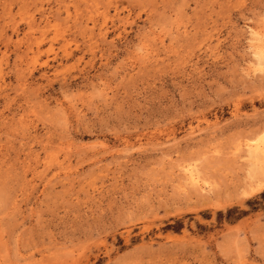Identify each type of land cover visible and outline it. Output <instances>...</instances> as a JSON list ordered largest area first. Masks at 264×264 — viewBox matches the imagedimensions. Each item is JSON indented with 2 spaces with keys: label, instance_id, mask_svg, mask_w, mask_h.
Returning a JSON list of instances; mask_svg holds the SVG:
<instances>
[{
  "label": "rangeland",
  "instance_id": "obj_1",
  "mask_svg": "<svg viewBox=\"0 0 264 264\" xmlns=\"http://www.w3.org/2000/svg\"><path fill=\"white\" fill-rule=\"evenodd\" d=\"M254 32L264 0H0V264H264Z\"/></svg>",
  "mask_w": 264,
  "mask_h": 264
},
{
  "label": "bare ground",
  "instance_id": "obj_2",
  "mask_svg": "<svg viewBox=\"0 0 264 264\" xmlns=\"http://www.w3.org/2000/svg\"><path fill=\"white\" fill-rule=\"evenodd\" d=\"M261 29H262V27H261ZM252 36L254 37V40L258 42V44H259L258 46H262L264 48V37L257 32H254ZM252 147H251L252 149L250 150V152L252 154H254V155L258 154L259 155L261 153L262 155H264V143L263 142L257 143L256 145H254ZM186 172H187V180H188L189 184H191L193 186H197V185L199 186L200 178H199L198 173L194 169H188Z\"/></svg>",
  "mask_w": 264,
  "mask_h": 264
},
{
  "label": "trees",
  "instance_id": "obj_3",
  "mask_svg": "<svg viewBox=\"0 0 264 264\" xmlns=\"http://www.w3.org/2000/svg\"><path fill=\"white\" fill-rule=\"evenodd\" d=\"M262 197H264V193L261 194ZM238 213L236 217L231 216L233 213ZM244 214L243 211H239L238 208H231L226 211V213L219 212V217H226L227 221H235L241 217V215Z\"/></svg>",
  "mask_w": 264,
  "mask_h": 264
},
{
  "label": "snow or ice",
  "instance_id": "obj_4",
  "mask_svg": "<svg viewBox=\"0 0 264 264\" xmlns=\"http://www.w3.org/2000/svg\"><path fill=\"white\" fill-rule=\"evenodd\" d=\"M261 139H264V137H262Z\"/></svg>",
  "mask_w": 264,
  "mask_h": 264
}]
</instances>
